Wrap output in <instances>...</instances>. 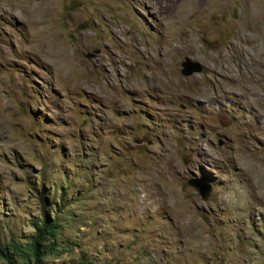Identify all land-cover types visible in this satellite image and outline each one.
I'll return each instance as SVG.
<instances>
[{
    "label": "rangeland",
    "instance_id": "obj_1",
    "mask_svg": "<svg viewBox=\"0 0 264 264\" xmlns=\"http://www.w3.org/2000/svg\"><path fill=\"white\" fill-rule=\"evenodd\" d=\"M18 1L0 11L2 249L46 215L60 229L43 264H264V77L241 94L220 68L249 74L264 0ZM187 57L201 71L183 74Z\"/></svg>",
    "mask_w": 264,
    "mask_h": 264
},
{
    "label": "bare ground",
    "instance_id": "obj_2",
    "mask_svg": "<svg viewBox=\"0 0 264 264\" xmlns=\"http://www.w3.org/2000/svg\"><path fill=\"white\" fill-rule=\"evenodd\" d=\"M15 1H18V0H9L6 4H1L0 5V11H1V13L3 12L4 14H6V15H12V14H15V11H16V8H13V3L15 2ZM19 2V1H18ZM22 4V3H21ZM251 4H252V2H251ZM23 5V4H22ZM27 6V5H26ZM24 7V6H23ZM22 7V8H23ZM27 8V7H26ZM251 9H252V7H250ZM249 8V9H250ZM257 10V12L254 10L253 12H252V16L253 17H255L256 16V19H257V17H259L260 15H261V11L259 10V9H256ZM252 11V10H251ZM46 13V12H45ZM172 13V12H171ZM19 14V13H18ZM30 14H31V12H30ZM168 15H167V18H168V23H167V25L165 26L166 27V32L164 33V34H162L161 36V40H162V43H163V45L161 46V47H164V48H166V47H168V46H170V48L172 49V51L174 50V48H175V45H174V42H173V39L171 38V36L168 34V32H167V30H170L171 31V28H173V26L175 25L174 24V21H173V19H171L169 16V10H168V13H167ZM250 14V13H249ZM264 14V13H263ZM38 15V14H37ZM18 16V15H17ZM16 16V17H17ZM29 16V15H28ZM35 16V15H34ZM251 16V17H252ZM10 17V16H9ZM14 17H15V15H14ZM27 17V16H26ZM30 17V16H29ZM37 17V16H36ZM42 17V16H41ZM32 18H33V16H32ZM43 18V17H42ZM11 19V18H10ZM16 19V18H15ZM23 19V18H22ZM35 19V18H34ZM251 19V18H250ZM24 20V19H23ZM26 20V19H25ZM38 20V19H37ZM246 20V19H245ZM260 20V19H259ZM38 21H40V19L38 20ZM252 21H253V18H252ZM248 22H250V21H248ZM257 23V22H256ZM255 23V24H256ZM259 23V22H258ZM258 23H257V25H258ZM262 23V22H261ZM39 24V23H38ZM43 24V23H42ZM260 24V23H259ZM28 25V24H27ZM32 25H35V22H32ZM37 25V24H36ZM35 25V26H36ZM242 25V24H241ZM31 26V25H30ZM243 26V25H242ZM242 26H241V28H242ZM164 27V28H165ZM175 27V26H174ZM177 27V26H176ZM244 27V26H243ZM246 27H248V25H246ZM33 28V27H32ZM36 28V27H35ZM163 28V29H164ZM239 28H240V26H239ZM245 28V27H244ZM174 29V28H173ZM176 29V28H175ZM254 29V28H253ZM259 29H261V28H259ZM34 30V29H33ZM38 30V29H37ZM36 30V31H37ZM30 31V30H29ZM120 31H123V28H120ZM33 32H35V31H33ZM172 32H173V30H172ZM174 32H176L175 30H174ZM242 32V31H241ZM240 32V33H241ZM259 32H260V30H259ZM163 33V32H162ZM244 33V32H243ZM257 33V32H256ZM28 34V33H27ZM29 35V34H28ZM241 35V34H240ZM263 35V34H262ZM30 36V35H29ZM243 36V35H242ZM253 36V34L250 32V31H248V32H246L245 31V33H244V37H243V39L246 41H248V40H252V41H254L251 37ZM29 39V38H28ZM130 39L131 40H135V37L133 36V35H131L130 36ZM27 40V39H26ZM25 40V41H26ZM262 40H264V37H262ZM29 42H26L27 44H26V48H27V50H29L30 52H31V50H34L35 49V45H34V42H35V40L34 39H30V40H28ZM256 41V40H255ZM23 42V41H22ZM21 42V43H22ZM24 43V42H23ZM258 43V42H257ZM263 43V42H262ZM138 44V43H137ZM264 46V45H263ZM263 46L261 47L260 45H259V48L257 49V50H255V53H251V59H252V61L250 62V67H249V74H247V75H245V76H243L242 78H238V76L236 75L235 76V68H234V66L232 65V64H230V63H228V62H223L222 64H221V72L223 73V75H225V82H226V84L227 85H225V86H228V84H230V80H231V83H237V82H240V90H241V94H246V93H251V94H257V93H259V91L257 92V90H256V87L258 86V85H260V81H263L262 79H263V73H264V61L260 58L261 56H263L264 55V49H263ZM23 47V46H22ZM255 49V48H254ZM169 51V50H168ZM139 52L141 53V54H144V51H142L140 48H139ZM47 53V52H46ZM171 53V52H170ZM241 54H242V62L243 63H246L247 62V58H246V56H245V53H244V50H241ZM263 54V55H262ZM224 55V54H223ZM170 57V56H169ZM154 58V57H153ZM122 62H125V61H123V60H121ZM156 61V60H155ZM162 62H163V71L164 70H166V67H168L170 64H169V62H171V61H169V59L167 58V56L165 57V58H163L162 60H161ZM169 68V67H168ZM163 71H161V72H163ZM167 71V70H166ZM169 71V70H168ZM170 73V72H169ZM168 73V74H169ZM230 74V75H229ZM163 76L164 75H162L161 73H159V72H157V71H152L148 76H147V78L146 79H144L143 78V82H142V87H145L147 84H148V81L149 80H153L154 78H157V79H161V78H163ZM168 77V76H167ZM168 79V84H171L172 83V85H176L177 83H179V80H175L174 81V79L172 78V77H170V78H167ZM220 80V79H219ZM140 79H136V81H134V82H136L135 84H134V86H136V85H138L139 86V83H140ZM221 81V80H220ZM157 86H164V83H162V84H152L151 85V87L152 88H155L157 91H159V92H161V93H163V91H162V88L161 87H157ZM141 88V87H140ZM226 88V87H225ZM230 88V87H229ZM228 91H230V90H227V92ZM204 92H205V95H209V90L208 89H204ZM226 92V91H225ZM257 92V93H256ZM175 93V92H174ZM173 93V94H174ZM230 93V92H229ZM212 94V93H211ZM249 95V94H248ZM257 95H259V94H257ZM244 98V97H243ZM259 116V115H258ZM263 120V119H262Z\"/></svg>",
    "mask_w": 264,
    "mask_h": 264
},
{
    "label": "trees",
    "instance_id": "obj_3",
    "mask_svg": "<svg viewBox=\"0 0 264 264\" xmlns=\"http://www.w3.org/2000/svg\"><path fill=\"white\" fill-rule=\"evenodd\" d=\"M35 232L29 244H22L16 239L10 243L13 252L7 253L0 246V257L5 259L7 264H17L21 258V264H43V254L48 253L49 249H55L58 243L60 224L56 219H50L46 215L39 219L35 224ZM51 243L48 246V242ZM74 264H86L83 262ZM90 264V263H88Z\"/></svg>",
    "mask_w": 264,
    "mask_h": 264
},
{
    "label": "water",
    "instance_id": "obj_4",
    "mask_svg": "<svg viewBox=\"0 0 264 264\" xmlns=\"http://www.w3.org/2000/svg\"><path fill=\"white\" fill-rule=\"evenodd\" d=\"M182 73L185 75H190L194 72H199L202 69L200 63L192 61L190 58H185L182 62ZM189 184L196 188L200 193L203 200H208L210 194L212 192V184L208 182V180H201V179H191L189 180Z\"/></svg>",
    "mask_w": 264,
    "mask_h": 264
}]
</instances>
